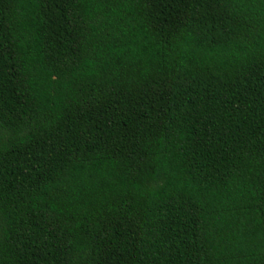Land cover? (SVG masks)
Returning a JSON list of instances; mask_svg holds the SVG:
<instances>
[{
    "label": "trees",
    "instance_id": "obj_1",
    "mask_svg": "<svg viewBox=\"0 0 264 264\" xmlns=\"http://www.w3.org/2000/svg\"><path fill=\"white\" fill-rule=\"evenodd\" d=\"M0 264H264V0H0Z\"/></svg>",
    "mask_w": 264,
    "mask_h": 264
}]
</instances>
